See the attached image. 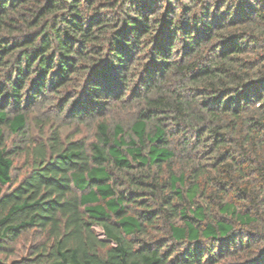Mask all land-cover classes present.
I'll return each instance as SVG.
<instances>
[{"label": "trees", "instance_id": "1", "mask_svg": "<svg viewBox=\"0 0 264 264\" xmlns=\"http://www.w3.org/2000/svg\"><path fill=\"white\" fill-rule=\"evenodd\" d=\"M0 264H264V0H0Z\"/></svg>", "mask_w": 264, "mask_h": 264}, {"label": "rangeland", "instance_id": "2", "mask_svg": "<svg viewBox=\"0 0 264 264\" xmlns=\"http://www.w3.org/2000/svg\"><path fill=\"white\" fill-rule=\"evenodd\" d=\"M106 116H109V118L112 120H118V119L125 120L127 113L124 110L115 108L108 110ZM94 130H95V124L91 120H88L87 122L85 121L83 123L67 121L64 122V124H62V126L60 127V134L62 137H67V138L77 137L88 141L92 139ZM39 131L40 130L37 124H34V122L29 124L28 132L30 134L38 137L40 136ZM41 133L44 137L47 136L48 133L47 126L41 131ZM22 161L23 160L21 158L14 160L15 167L13 170V175H15L17 179L20 178L25 172V168L22 167Z\"/></svg>", "mask_w": 264, "mask_h": 264}]
</instances>
